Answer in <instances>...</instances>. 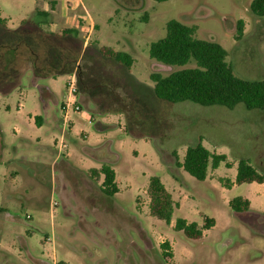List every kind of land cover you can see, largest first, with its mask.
I'll list each match as a JSON object with an SVG mask.
<instances>
[{"label": "rangeland", "instance_id": "rangeland-1", "mask_svg": "<svg viewBox=\"0 0 264 264\" xmlns=\"http://www.w3.org/2000/svg\"><path fill=\"white\" fill-rule=\"evenodd\" d=\"M251 1L57 0L44 20L35 8L48 11L47 0H0L6 20L0 27V264H226L242 252L240 264H264V219L247 220L228 206L240 196L264 210L261 184L224 187L236 170L223 164L197 181L173 157L180 163L201 137L211 153L225 152L232 163L248 159L264 175V112L242 104H169L155 98L149 80L152 72L180 69L148 55L169 20L195 26L198 39L220 44L235 76L263 80L264 18L249 11ZM62 29L80 35L48 41L35 34ZM101 46L129 54L130 70L103 58ZM69 48L81 112L62 129L67 74L41 78L57 97V105L44 100L52 102L57 123L37 126L30 115H45L34 76H44L43 64L57 70ZM102 164L115 172L119 192L112 197L98 191L102 176L90 174ZM150 177L159 178L178 205L169 224L149 214ZM206 218L215 225L198 239L173 227L177 219L201 226ZM163 243L172 253L169 263L161 256Z\"/></svg>", "mask_w": 264, "mask_h": 264}, {"label": "trees", "instance_id": "trees-1", "mask_svg": "<svg viewBox=\"0 0 264 264\" xmlns=\"http://www.w3.org/2000/svg\"><path fill=\"white\" fill-rule=\"evenodd\" d=\"M157 3L169 0H152ZM49 11H40L35 8V15L44 20L55 10L57 0H47ZM249 11L256 17L264 18V0H252L249 4ZM25 22L22 20L20 26ZM236 39L242 36L243 23L238 22ZM6 21L0 18V27L5 28ZM165 35L155 42L149 44L148 55L154 61L175 66L180 69L162 76L157 72L149 75L152 83V91L156 99L169 104L190 102L202 107L219 106L226 109H233L236 105L242 104L247 110H259L264 112V79L259 81H248L234 75L231 66L226 62L227 51L218 43L198 39L196 27L186 26L176 20H169L165 26ZM34 33V32H33ZM42 35V39L56 41L69 38L71 35L78 37L75 29H62L59 33L35 32ZM53 46L51 45V48ZM73 48V47H72ZM72 48H69L63 57V63L57 66V70L43 64L40 67L45 77L55 79L59 74L72 72ZM18 51V47H11ZM98 53L106 59L130 70L132 58L123 51H116L111 47L101 46ZM30 68L33 61H30ZM194 64V67H186ZM10 66V65H9ZM19 74L25 68L22 63H15ZM13 66V67H14ZM48 67V68H47ZM26 68H29L26 66ZM34 68V67H33ZM18 74V75H19ZM2 93H7L4 89ZM175 164L185 173L197 181H204L207 177L209 167L217 169L220 164L230 168L227 157L223 154L211 153L202 145V138L191 146H187L179 163L174 152ZM92 177L102 181L98 186L99 193L104 197H112L119 192L115 182V172L110 164H102L99 170H90ZM263 184L264 175L259 173L248 159H238L234 184ZM229 188L230 184H224ZM264 194V193H263ZM148 211L150 216L169 224L174 209L178 205L174 203L171 194L166 190L159 178L150 177L147 186ZM228 206L235 214H242L249 210L248 200L237 196L229 200ZM264 215V213H263ZM214 226L213 219H204L199 227L194 222H187L184 219H177L174 224L175 231H180L188 239H198L203 231ZM161 256L165 263L172 260V253L168 252V245L161 244Z\"/></svg>", "mask_w": 264, "mask_h": 264}, {"label": "crops", "instance_id": "crops-1", "mask_svg": "<svg viewBox=\"0 0 264 264\" xmlns=\"http://www.w3.org/2000/svg\"><path fill=\"white\" fill-rule=\"evenodd\" d=\"M49 9V8H48ZM49 11V10H48ZM54 12V11H53ZM52 12V13H53ZM1 18V17H0ZM1 19H3V18H1ZM5 20V19H4ZM6 21V20H5ZM54 33V32H53ZM79 33V32H78ZM80 35V33L78 34V36ZM87 44V39L85 40V41H83V43H82V48L85 46ZM70 74V73H69ZM67 76H68V74H67ZM41 78H47V79H53V78H48V77H45V76H39L38 74H36L35 76H34V79L33 80H35L36 79V81H33V85L34 86H39V87H41V99H42V102H43V108H44V118L41 116V115H39V114H37V113H35V114H33V115H30V116H32V120H33V123L35 124V125H37V126H40V125H42L43 123H47L48 125H50V126H55L56 125V123H57V119H56V117H55V115L52 113V110H51V106H50V103H52V102H49V103H47V104H44V100L45 101H53V105H57L58 104V100H57V97H56V95H55V93H54V91L50 88V87H45V86H41L40 84H39V79H41ZM47 93V94H46ZM46 96V97H45ZM64 96H65V93H64ZM64 96H63V98H62V101H63V99H64ZM62 101H60L61 103H62ZM19 106H21L20 104H19ZM7 108V107H6ZM29 119H31V118H29ZM29 123V122H28ZM58 123H59V120H58ZM20 129H18V128H16V130H14V133H19L20 134ZM36 140H38V137L36 138ZM215 154H217V153H215ZM219 154H223V155H225L226 157H227V162H228V164L230 165V169L229 170H233L234 169V167H235V170H236V165H237V161H238V159L235 161V162H233L232 163V159H231V157L227 154V153H219ZM57 159V158H56ZM241 159V158H240ZM221 165V164H220ZM219 165V166H220ZM224 165V164H223ZM216 170V169H215ZM214 170V171H215ZM207 174H208V172H207ZM235 174H236V171H235V173H234V178H235ZM234 178H233V180L231 179L230 180V182L229 183H227V184H230V187L231 186H233V185H235L234 184ZM261 186L263 187L262 188V192L264 193V183L263 184H261ZM264 195V194H263ZM243 198V197H242ZM244 199H246V198H244ZM246 200H248V202H249V210L247 211V212H245L244 213V218L245 219H247V220H252V219H257L258 220V218L260 217L261 219L260 220H262V219H264V215H263V213H264V210H258V209H255L254 207H253V205H252V202L249 200V199H246ZM229 202V201H228ZM235 214V213H234ZM243 214V213H242ZM261 216H263V217H261ZM188 222V221H187ZM198 225V224H197ZM214 225H215V221H214ZM199 226V225H198ZM200 227V226H199ZM243 259H245L244 258V254H243V252L240 254V255H238L236 258H234L232 261H230V262H228V263H226V264H240V261H242ZM39 261H41V260H39Z\"/></svg>", "mask_w": 264, "mask_h": 264}, {"label": "built area", "instance_id": "built-area-1", "mask_svg": "<svg viewBox=\"0 0 264 264\" xmlns=\"http://www.w3.org/2000/svg\"><path fill=\"white\" fill-rule=\"evenodd\" d=\"M65 96L61 103V115H62V129L67 127L71 122V114L80 113L81 106L78 101V88H77V78L75 72L68 74L65 81ZM63 146V144H61Z\"/></svg>", "mask_w": 264, "mask_h": 264}]
</instances>
